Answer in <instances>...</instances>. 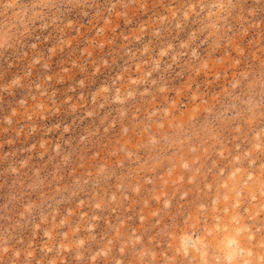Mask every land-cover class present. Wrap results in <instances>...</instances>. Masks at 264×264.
<instances>
[{
	"label": "rangeland",
	"instance_id": "374dc122",
	"mask_svg": "<svg viewBox=\"0 0 264 264\" xmlns=\"http://www.w3.org/2000/svg\"><path fill=\"white\" fill-rule=\"evenodd\" d=\"M5 33L0 264H264V0H0Z\"/></svg>",
	"mask_w": 264,
	"mask_h": 264
},
{
	"label": "clouds",
	"instance_id": "9594fccd",
	"mask_svg": "<svg viewBox=\"0 0 264 264\" xmlns=\"http://www.w3.org/2000/svg\"><path fill=\"white\" fill-rule=\"evenodd\" d=\"M5 9H8L11 7L9 4L4 5ZM13 36L9 35L8 33H5L3 37H0V49H6L11 48L13 46ZM18 39V38H16ZM109 161V155H105L103 153L96 154L92 157L90 161V168L95 169L102 164H107ZM112 163L115 162V158H111ZM83 167V166H82ZM213 223V214L208 212H202L200 209L196 206H193L183 217L182 222L178 223L179 228L181 231L191 232L196 231L199 232L200 235H205V230L209 225ZM219 234H213V236H207L206 238L211 242L214 240ZM252 251L255 252L256 249L253 246ZM187 259V258H186ZM186 259L181 257L178 260V264H186ZM5 264H9V262L6 260ZM13 264H22V262L13 261Z\"/></svg>",
	"mask_w": 264,
	"mask_h": 264
}]
</instances>
